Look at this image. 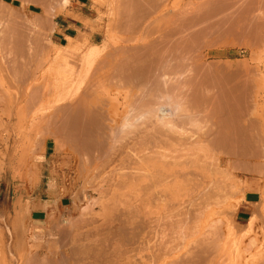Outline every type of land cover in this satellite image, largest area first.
<instances>
[{
	"label": "bare ground",
	"instance_id": "obj_1",
	"mask_svg": "<svg viewBox=\"0 0 264 264\" xmlns=\"http://www.w3.org/2000/svg\"><path fill=\"white\" fill-rule=\"evenodd\" d=\"M117 1V10L120 12L116 11L115 14L120 21H116L120 30L126 36L130 35L126 41L133 42L134 38L131 37L140 27L141 40L137 37L138 33L134 36L140 43L130 48L122 45L114 51L104 52V49L99 48L88 50L84 56L88 60V69L92 67V70L90 68L91 73L88 77L85 76L87 83L77 88L75 97L64 106V113L59 115L58 121L63 139L74 144L85 167L97 169L95 173L98 175L103 163L113 165L114 169L111 170L119 175V178L116 176L117 187L114 183L112 187L116 188H113L103 213L99 214L98 211V214L92 215L97 214L91 219L93 225L88 227L87 232H81L85 220L64 230L62 239H69L70 244L68 243L69 247L60 258H40L29 252L36 257L31 258L28 253L29 258L23 260L22 264H213L217 252L220 253L221 250L218 247L219 241L215 239L216 235L219 237L216 233L220 228L210 226L209 230L213 229L206 236L194 238L196 240L193 241L190 239L203 234L200 233L199 226L208 213V200L221 208L220 205L227 199L228 189H232L226 181L228 174L220 171V157L217 160L219 162L214 159V149L226 147L232 163H241L245 169L264 167V142L259 133V129H264V121L262 114L256 113L257 106H254L255 100L249 91L248 83H251L248 82L249 74L245 66H202L199 63L201 58L195 52L212 30L219 31L223 36L244 33L261 39L258 42L264 40V0H214L211 1V4L214 2L213 5L208 4L207 0H201L204 3H199V8H194L195 4H192L181 10L184 22H179L183 25L185 23L189 29L185 35H178L174 26L173 30L169 27V31L163 32L165 29L162 27V19L165 15L162 19L154 17L156 21L153 19L155 22L151 20L150 24L144 19L149 13H154V9L157 13L156 8L164 0ZM42 2L49 5L41 4L40 12L27 19L23 5L10 10L7 8L10 5L7 6L0 0V19L9 15L8 20L14 23L13 20L17 21L19 17L26 20V26L31 29L28 37L31 45L27 44L25 59H17L16 55L9 52L12 55L10 65L8 57L11 56L3 54L4 62L12 67V74L8 73L7 79L14 86L20 85L23 78L32 74V64L38 58L37 50L47 51L51 46L55 47L46 37L40 42L39 34L42 36L50 26L53 27L52 18L65 11L70 3L69 0ZM177 4L180 5V1ZM173 14L170 20L174 19ZM166 19L169 20V17ZM144 20L148 25L145 23L142 26ZM0 24L1 30L4 24ZM164 26L168 27L166 24ZM32 31L37 32L36 35ZM153 31L158 32V37L150 40L151 37H148ZM121 41L114 44L118 46L122 44ZM70 43L71 40L68 41L69 45ZM20 44L22 50L19 52L24 53L22 43ZM35 44L40 45V49ZM68 44L61 46L64 50L62 53L67 51ZM7 49L10 51V47ZM244 73L246 77L242 76ZM31 92L28 99H24L27 107L37 100L35 91ZM44 92L45 90L42 95ZM112 93L122 95L124 101L119 102V96L112 98ZM118 106L124 107L122 115L118 113ZM46 132L43 131L45 135L48 134ZM59 140L56 139V142ZM210 156H213L211 159L215 163H210ZM208 159L211 165H208L207 171L211 170L210 174L215 178V175L222 177L229 186L219 182L218 178L211 180L210 186L202 182L204 176H199L205 175ZM261 171L264 170L261 168ZM247 186L245 183L239 190L245 193ZM192 188L194 194L190 191ZM98 217L102 219L101 223H96ZM252 224L249 223L250 230ZM191 243L194 244V251H190ZM55 255L54 252L53 256Z\"/></svg>",
	"mask_w": 264,
	"mask_h": 264
},
{
	"label": "rangeland",
	"instance_id": "obj_2",
	"mask_svg": "<svg viewBox=\"0 0 264 264\" xmlns=\"http://www.w3.org/2000/svg\"><path fill=\"white\" fill-rule=\"evenodd\" d=\"M42 1L22 0L21 2V0H3L7 6L10 5L7 7L8 9L10 8V10L11 8L15 10L16 7L23 5L25 7L24 14L27 19L33 18V15L35 16V14L40 12L39 6L41 4L44 6L49 5ZM115 1L117 0H69V6L63 11L64 13L61 12L52 18L54 26H50V28L46 30L47 32L45 31L42 33V36L39 34V37L42 39L38 37L40 42L44 40V37L48 38L54 43L55 47L51 46L47 51L43 50L45 53L42 50H40V52L37 50L39 55L37 54L38 58L36 57L34 60L36 61L34 62L35 65L32 64L33 67L31 66L33 69L32 74L23 78L18 86H14V84L7 79L8 73L12 74V67L9 62L10 59H12V55H9V52L16 55L15 57L17 59H21L22 57L25 59L27 57V53L25 52H27V44L28 46L31 45L30 42H28L31 29L26 26V20L20 19L19 17V19L17 18L18 22L13 20L14 23H12V20H8L10 19L8 14V16L4 15L5 17L3 16L0 19V22H2L4 26L6 25L5 27L3 26L4 29H2V27L0 30V46L5 47V49L0 47V83L3 84L0 86V264H22L24 263L23 260H26L27 257L29 258V254L31 258H33V256L36 257V255L40 258H44V256L52 257V259L60 258L64 250L69 247L67 245L70 244L69 239H62L64 230L71 228L78 222H84L85 220V223H83L85 225L81 232H87L89 230L88 227L91 228L93 225L91 224V219L98 213L102 214V211L108 206V201L113 193L112 190L114 187L112 186L115 185L117 187L116 183L119 175L117 173V175L114 174L115 171L113 173L111 170L114 169L112 168L113 165H108V162L103 163L101 167L103 168V166H105L104 169L102 170L101 168L99 174L96 175L97 173L95 172H97V169H89V167L87 168L82 164V159L76 147L74 144L70 143V141L63 139V135H61V131L58 127L60 116L65 110L64 106L75 97L76 93L74 95V92H77V88L79 86L83 87V85L87 83V78L85 79V76L88 77L91 73L92 67H90L91 70L90 68L88 69V60L86 56H84L87 54L88 50L91 48H99L104 49V52L108 50L114 51L122 45L130 48L134 46V44L136 46V44L140 43L139 40H141L142 37L140 35V27H138L133 36L131 35V39L134 38V41H126V38L128 39L130 35H128L129 37L126 36V34L120 30V26L117 23L120 19L117 18L115 14L116 11L119 10V4L118 1ZM179 1L180 5L177 4ZM202 1L164 0L156 8L157 13H155L154 9V13H149L150 17L146 15L147 17L144 19L148 24H150L153 19L155 21L157 18L162 19L161 17L164 15L169 17L170 20V16L176 11L177 17L173 14L174 16L172 18L174 19L170 21L167 20L165 16L163 17L164 19H162V21L164 22L162 25L166 24V26H168H162L164 27L163 29H165L163 32L169 31V27H171V30L174 28L176 29L175 31L178 35H185L189 32V29L185 26V23L184 25L180 23L184 22L181 10L190 7L192 4L196 5L197 3L198 5H193V7L197 8L198 6L199 8V3ZM211 1L214 0H207V2H209L208 4H211ZM12 2H16L18 5H14ZM213 3L211 5H213ZM81 13H84V16H82ZM158 15H160V17H158ZM62 16H69L72 18L71 20L78 26V33L74 37H69L65 41L60 42L53 34V30L55 28L54 22L60 21L59 19L62 18ZM145 20L142 22V26H145ZM155 21H153V23ZM147 23L146 25H148ZM172 26H174V28ZM12 29H14V31ZM10 31L12 32L10 33ZM25 32L27 34H25ZM36 33L37 32H35L34 35H36ZM122 33L124 35H122ZM214 34L219 36L216 37ZM242 34L244 35V33H235L233 35L228 34L223 36L219 31L213 32L212 30V32L210 31L208 34L209 37H207L206 40L203 39L205 40L204 42L201 40L203 43L195 54H199L201 58V62L199 61V63L201 65L206 64L207 66L209 64L212 67L218 66L221 68H225L224 65L228 64L227 68L230 66V68H234V65H238L235 68H239L240 65V67L245 66L247 69L246 72L249 74H246L248 82L250 81L251 83V85L248 83L250 86L249 91L251 92L252 99L254 98L256 101L253 100L255 103L253 104L259 107H256V113L262 114L264 121V40L258 42L261 39L253 34H249L250 37L246 34V36H243ZM136 35L139 40L134 37ZM150 35L148 38L151 37L150 40L152 38L154 40L158 37V32L153 31ZM69 40H71L70 45L68 44ZM121 40L124 43L126 42L125 44L128 42L127 46L123 44ZM120 41L122 44L120 43L118 46L114 44ZM20 43H22L24 53L23 51H21V53L19 52L22 50ZM67 44L69 45L67 51L62 53L64 50L61 46H67ZM7 45L10 47V51H8L7 48L9 47ZM39 46L37 45L38 49H40ZM3 54L11 56L8 57L10 67L4 62ZM246 63L248 66H246ZM247 67H249V69ZM242 76L244 77L245 73ZM32 77L35 78L32 79ZM30 90L33 92L35 91L38 96L36 95L37 100H34V102H36L32 106L27 107L26 100L24 99H28V94L32 93ZM44 90V95L46 97L42 95ZM71 92L73 93L71 94ZM116 96H119L117 97L119 102L124 101L122 95L111 94L112 98ZM56 108L58 110L55 111ZM123 112H125L124 107L118 106V113L122 115ZM32 126H35L37 130ZM37 127H39V129ZM34 129L35 131H32ZM46 129L49 131L46 132ZM43 131L48 134L45 135ZM42 133L44 137L41 136ZM259 133L264 142V129H259ZM56 139H60L61 141L59 140V142H56ZM215 149V152L212 151V154L214 152V159L216 162H219L217 160L220 157L219 160L222 162L219 167L221 169L220 171H223V174H228L226 177L228 176L227 178L229 180L226 178V181L232 189H228L229 193L227 194V199L220 205L221 208L216 206L212 200H210L211 203L208 200L207 210L208 213H210L206 214L199 226L200 233L204 235H196L191 237L190 240L193 241L198 237L206 236V234H209L213 229L211 228V230H209L210 226H215L216 228L218 226L220 229L219 231L217 230L218 233L216 234H218L219 237L216 235L215 239L219 241L218 247H221V250L223 249V253L221 250L220 253L222 255L217 252L218 257L216 256L214 259L215 263L213 264H264V175H260L264 173V171H261V168L264 170V167L258 169H245L241 163L238 165L232 163L233 161L230 158L229 151L227 150L226 152V147L220 146L216 150ZM212 157L213 156H210V159ZM214 159H211V162L209 159L206 160L207 167L215 163L212 161ZM207 169L209 170V167L205 169V175H203L202 172V175L199 176H204V180H201L205 185L210 186L211 180H217L216 178H218L219 182H223L229 186L226 181H223L222 177L218 175H215L216 178L213 177V175L210 174L211 170L207 171ZM110 170L111 172H108ZM224 170L227 171V173ZM192 171L191 169L190 172ZM190 172H188V174L192 176ZM233 182H235V184ZM245 183L248 186L245 193H243V191L239 189L245 185ZM192 189L190 191L194 194V188ZM205 190L207 191V189ZM130 194H132L131 190ZM16 212L18 216H16ZM95 213L97 214L92 216ZM101 221L102 219L98 217L96 223H101ZM250 222L253 223L251 230L249 229ZM190 245V251H194V249H192L194 244L191 243ZM38 251L40 252L38 253ZM29 252L32 254L35 253L36 255L32 256ZM54 252L56 253L55 256H53Z\"/></svg>",
	"mask_w": 264,
	"mask_h": 264
},
{
	"label": "crops",
	"instance_id": "obj_3",
	"mask_svg": "<svg viewBox=\"0 0 264 264\" xmlns=\"http://www.w3.org/2000/svg\"><path fill=\"white\" fill-rule=\"evenodd\" d=\"M84 16V13H81ZM69 16H62L60 21H55V28L53 34L60 40V42L65 41L68 37H74L78 33L77 24L71 20Z\"/></svg>",
	"mask_w": 264,
	"mask_h": 264
},
{
	"label": "trees",
	"instance_id": "obj_4",
	"mask_svg": "<svg viewBox=\"0 0 264 264\" xmlns=\"http://www.w3.org/2000/svg\"><path fill=\"white\" fill-rule=\"evenodd\" d=\"M14 5H18L16 2H12Z\"/></svg>",
	"mask_w": 264,
	"mask_h": 264
}]
</instances>
